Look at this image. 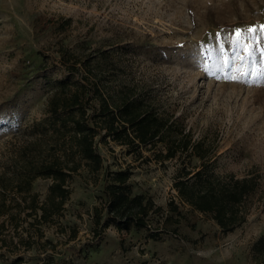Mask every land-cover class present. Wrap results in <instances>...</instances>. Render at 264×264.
Masks as SVG:
<instances>
[{"label": "rangeland", "instance_id": "374dc122", "mask_svg": "<svg viewBox=\"0 0 264 264\" xmlns=\"http://www.w3.org/2000/svg\"><path fill=\"white\" fill-rule=\"evenodd\" d=\"M258 23H264V0H0V169L46 115L54 83L66 74L63 45L84 56L106 50L102 69L113 89L132 87L159 113L179 117L194 138L204 137L216 172L253 175L258 183L245 220L223 233L178 198L175 159L161 164L149 151L126 153L97 135L104 168L129 167L133 190L161 207L149 227L95 225L104 169L80 170L70 178L61 215L42 224L40 242L1 249L0 264L17 256L21 264H264V252L254 251L264 238V86L216 78L233 72L225 60L243 55L226 40L222 55L216 34ZM49 184L37 177L32 189L43 199Z\"/></svg>", "mask_w": 264, "mask_h": 264}, {"label": "trees", "instance_id": "16d2710c", "mask_svg": "<svg viewBox=\"0 0 264 264\" xmlns=\"http://www.w3.org/2000/svg\"><path fill=\"white\" fill-rule=\"evenodd\" d=\"M105 59L104 49L84 56L59 47L66 74L55 81L46 115L34 122L30 139L16 145L0 169V250L29 249L39 243L44 236L42 224L61 215L71 192L70 178L80 170L97 175L104 169V200L93 208L95 225L102 229L113 225L117 230L149 227L151 214L161 207L133 190L129 167L104 168L95 146L97 135L101 142L110 139L124 146L126 153L142 156L141 150L149 151L161 164L175 159L172 187L178 198L208 215L223 233L245 220L258 187L255 176L216 172L214 149L205 138H194L179 117L159 113L132 87L118 84L113 89L103 74ZM194 158L197 162L192 163ZM37 177L50 179L43 199L32 189ZM168 205L180 212L173 201ZM43 242L51 244L47 237ZM254 251L264 252L263 237L254 243ZM23 261L17 256L11 264Z\"/></svg>", "mask_w": 264, "mask_h": 264}, {"label": "snow or ice", "instance_id": "6c2138e0", "mask_svg": "<svg viewBox=\"0 0 264 264\" xmlns=\"http://www.w3.org/2000/svg\"><path fill=\"white\" fill-rule=\"evenodd\" d=\"M216 38L220 41L219 47L222 55L225 40L234 50L243 53V55L238 54L231 61H224V67H229L230 63L234 66L232 73L216 78L264 86V23L235 27L226 35L218 32Z\"/></svg>", "mask_w": 264, "mask_h": 264}]
</instances>
